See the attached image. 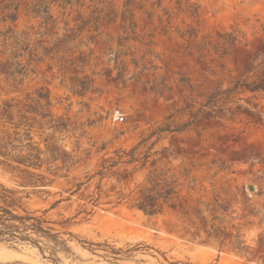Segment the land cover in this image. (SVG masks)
<instances>
[{
    "label": "rangeland",
    "instance_id": "obj_1",
    "mask_svg": "<svg viewBox=\"0 0 264 264\" xmlns=\"http://www.w3.org/2000/svg\"><path fill=\"white\" fill-rule=\"evenodd\" d=\"M14 1L16 20L0 28L28 29L30 46L48 52L39 49L25 76L5 75L1 59L0 105L23 101L18 134L9 132L24 154L36 145L47 158L55 144L70 160L51 164L56 172L28 167L45 176L34 186L0 163V205L1 189L13 191L14 212L42 220L51 235L0 238V264H264V82L231 90L264 74V0H189L195 16L164 1L170 18L130 0L132 23L121 20L126 0H83L53 5L47 25L28 12L30 0ZM217 33L235 37L221 57L200 49ZM60 122L66 130L51 127ZM164 125L141 147L154 143L144 167L99 180L103 157ZM162 177L177 185L163 214L128 206L147 179Z\"/></svg>",
    "mask_w": 264,
    "mask_h": 264
},
{
    "label": "trees",
    "instance_id": "obj_2",
    "mask_svg": "<svg viewBox=\"0 0 264 264\" xmlns=\"http://www.w3.org/2000/svg\"><path fill=\"white\" fill-rule=\"evenodd\" d=\"M82 1L83 0H30L27 9L28 12L32 13L34 17H40L42 22L47 25L55 21L53 14L51 13V8L53 5L64 9L67 5H71L72 3H79L81 5ZM89 1L93 2V5H97L99 3L103 4V2L100 0ZM129 1L130 0H126V3L124 4L125 9L121 15V20L124 23L127 21L132 23V14L128 10ZM139 1L148 2L151 6L160 8L167 18H170L171 14L165 7H162L164 1L175 3L177 9L189 16H195L197 13L196 7L190 3L189 0ZM97 8L98 7H94L93 11L100 12L101 10H97ZM1 9L0 22H5L6 20L13 22L16 20L17 3H15L14 0H7L2 5ZM105 16L108 18H111L112 16L115 17L116 13L111 11L110 13L105 14ZM158 20H161V18H158ZM71 31L74 33L73 29H71ZM190 34L191 37H196V33H193L192 29ZM29 35L30 31L28 29L16 30L10 25L0 28V63L2 62L1 59H4L3 64L5 65V75H27L29 65L39 61V49L41 48L43 54H45L44 52H48V49L40 42H35L32 46H30ZM71 35L72 34L65 33L62 38L58 39L56 45H63L64 43L68 42ZM216 35L217 38L215 39L207 35L203 36L200 42V49H212L215 54L221 57L227 52V42H234L235 37L231 33H217ZM263 82L264 74L260 77L258 82L246 83L245 81H238L231 90H236L242 87L253 91L260 88V85ZM217 95L218 93L212 94L214 102L218 100ZM22 105V99L15 100L13 98L3 101L0 105V156L3 158L0 163L10 170H19L22 173L20 176V184L23 186H34L37 183L44 185L45 176L40 173L30 171L28 167L40 169L42 164L47 163L48 166L46 170L50 172H56L57 170L55 169H57V167L54 168L55 171L51 170V164L61 161L62 166H64L70 160V155L55 144L47 145L46 151L49 153V157L47 158L41 157V155L46 152L40 150L36 145L31 146L30 150L32 152H28L26 154L23 153V145H19V147L14 145L13 142L16 139L12 137L9 129H13L14 135L18 134L16 130L19 128L20 123L14 122V110H16L17 114L20 113ZM36 105L34 106L35 109H37ZM47 116H49V114H47ZM66 126L67 125L65 122L51 125L54 130L58 131L66 130ZM165 131H169L168 125L160 126L151 131L148 135L141 138L129 149L118 148L113 151L112 155L103 157L100 161L99 168L95 172V174L99 176V180L101 181L104 177L115 174L121 167L132 166L133 169L136 167H144L149 161V157L153 155L150 150L154 143H151L149 146H147L145 150H142L141 147L153 135L158 134L160 137V134ZM11 138L13 140H11ZM128 180L130 179H127V181ZM80 185L81 183L76 184V190L79 189ZM176 186L177 185L175 181L167 179V177L152 180L147 179L146 184L139 187L137 191V197H135V199L132 200L128 206L132 209L141 211L148 217L161 215L168 205V202L173 197V194L176 191ZM1 191V198L4 202V205H0L1 239L8 240L10 238H19L21 240H29L33 243H36V240L29 236L31 233H35L39 236H51L49 232L43 228L42 220L32 217L28 214L18 215L14 212L13 208L19 205L17 204L16 200L9 199L11 198L10 194L13 193V191L6 188H2ZM54 204H56V202Z\"/></svg>",
    "mask_w": 264,
    "mask_h": 264
},
{
    "label": "built area",
    "instance_id": "obj_3",
    "mask_svg": "<svg viewBox=\"0 0 264 264\" xmlns=\"http://www.w3.org/2000/svg\"><path fill=\"white\" fill-rule=\"evenodd\" d=\"M117 112L120 114L118 120L122 121L124 119L123 115L121 114V112H119V111H117Z\"/></svg>",
    "mask_w": 264,
    "mask_h": 264
},
{
    "label": "water",
    "instance_id": "obj_4",
    "mask_svg": "<svg viewBox=\"0 0 264 264\" xmlns=\"http://www.w3.org/2000/svg\"><path fill=\"white\" fill-rule=\"evenodd\" d=\"M251 188V187H250Z\"/></svg>",
    "mask_w": 264,
    "mask_h": 264
}]
</instances>
